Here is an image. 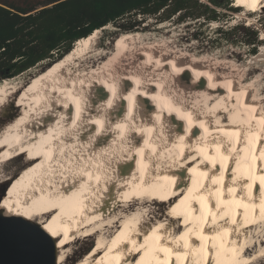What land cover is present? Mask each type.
Returning <instances> with one entry per match:
<instances>
[{
    "label": "bare ground",
    "instance_id": "obj_1",
    "mask_svg": "<svg viewBox=\"0 0 264 264\" xmlns=\"http://www.w3.org/2000/svg\"><path fill=\"white\" fill-rule=\"evenodd\" d=\"M235 4L264 9V0ZM99 30L30 77L18 96L21 82H0V117L21 100L32 109L22 106L0 126V159L26 153L32 161L9 183L15 207L4 212L42 219L59 239L57 263L76 238L91 235L75 264H246L263 256L262 98L250 97L244 74L237 84L234 73L204 68V59L180 63L173 51L156 56L146 45L136 48L140 65L129 57L102 65L114 52L128 56L135 35L117 34L102 48ZM176 73L186 76L187 94L171 85ZM144 198L176 203L146 224L148 208L128 211Z\"/></svg>",
    "mask_w": 264,
    "mask_h": 264
},
{
    "label": "rangeland",
    "instance_id": "obj_2",
    "mask_svg": "<svg viewBox=\"0 0 264 264\" xmlns=\"http://www.w3.org/2000/svg\"><path fill=\"white\" fill-rule=\"evenodd\" d=\"M201 1L209 3L208 0ZM231 5L238 6V10L230 11L228 9H225L224 7L218 8L220 19L208 22L203 20L202 18L188 19L182 22H178L175 17L164 21H159L154 16L145 17L143 19V23L137 26L134 30L128 31L135 35L133 38V42L129 41L130 45H128L127 50H129V47L130 50L129 53L126 52L128 56L125 54L122 58H120V55H118L119 53L114 52L116 51L114 50L113 54L115 56L113 55L112 57L113 61L103 59L102 61L104 62H101L100 64L104 65L107 61L105 66L107 64V66H109V64L111 66L112 62L121 63L124 58L129 57L131 59L130 61H135L134 63H132V65H140L142 61L144 62V57L138 58L139 60L136 59V52H138L136 48L138 45H146L145 47H151V50H156V56H160L163 52L173 51V55L171 54L172 57H174L176 61L180 63L188 62V60H192V62L194 60L195 62H201V59H204L203 61L205 63L203 61L201 62L203 67L205 64H207L204 68H209V70L217 74H224L225 72L229 74L234 73L235 76L233 78L237 84L240 82V76L242 77V75L244 74L243 76H245L246 79L241 83H250V86H247V88L251 87L248 93L250 92L249 95L253 96L250 97L253 98L255 96L259 100L262 98V106V104H264V46H261L264 45V41L257 46V52L255 54H252L250 52L251 45L243 43V41L246 36L248 37L249 33L255 31L258 33V39L264 40V37H260L262 35V32H264V9H247L242 5L235 4V0H232L230 6ZM235 25L241 26V30L238 31L237 37H234L230 40L226 39L223 34L217 31L218 27H222L223 29L228 30ZM120 33L127 32H123L112 23L105 25V27L100 28L97 34L98 46L106 48V46H108V41H110L111 38H115L116 35ZM54 60L41 61L34 67L20 73L19 75H16V77L14 76L15 79H7V81L11 82H16V80L21 82L20 87L17 89V96L22 93V88L28 86V79L30 77L44 70ZM189 75L190 74H188L187 77ZM172 77L171 85L176 90V93L181 95L184 92V94H187L186 90L188 85L185 79L186 76L183 73H176ZM175 80L177 81L174 82ZM183 81L185 83H183ZM17 96H14V98ZM24 102L25 100H21L19 105L15 106L14 111H7L9 112L7 113V116L0 117V126L7 122L10 118H13L21 110L22 106L26 107L29 112H32L31 106L29 104H27L26 106V103ZM88 142H90L89 139ZM108 151L110 152L111 150L108 149ZM79 153L80 152H78V154ZM83 153L85 154V152ZM79 155V158L81 159L82 157H84L82 153ZM101 155L102 153L100 154V156ZM69 157L64 158V165H68V162L71 161V157ZM31 165L32 161L29 160V155L26 153L20 154L18 156H13L6 160L0 159V208L9 211L10 209L15 207V203L9 201L11 195L9 196V198H7L6 191L3 194V187L8 182L10 183L15 178L18 179V177L22 176L30 168ZM15 182L11 185L12 187H10L8 190H11L13 192L12 188H14ZM177 200L179 201L178 198ZM175 203L176 202L158 203L148 198L141 199L140 201L139 199L134 201L131 200V205L129 206L128 211L132 210V208L135 209L136 206L148 208V210H146L145 215V223L148 224V220L152 221L156 218L165 217V214L170 213L173 210V206H175ZM27 219L32 220L33 222L38 224L39 221H42V219H40L36 215H32L30 216V218ZM118 223L119 221L114 222L113 226L118 225ZM114 229L115 227L110 228L107 226L103 229V231L106 233L109 232L108 234H111L113 233L112 231ZM95 238V235H91V237L88 236L76 238L69 246V254L64 258L61 263L56 264H75L77 260L83 257L86 254L87 250L92 247L95 242ZM54 239L55 241L59 240L58 238ZM246 264H264V255Z\"/></svg>",
    "mask_w": 264,
    "mask_h": 264
},
{
    "label": "trees",
    "instance_id": "obj_3",
    "mask_svg": "<svg viewBox=\"0 0 264 264\" xmlns=\"http://www.w3.org/2000/svg\"><path fill=\"white\" fill-rule=\"evenodd\" d=\"M0 0V82L67 53L77 39L110 23L123 32L134 30L145 17L178 22L220 19L218 8L237 11L232 0ZM241 26L217 31L230 40ZM264 40L251 32L243 43L255 54ZM88 251V250H87Z\"/></svg>",
    "mask_w": 264,
    "mask_h": 264
},
{
    "label": "water",
    "instance_id": "obj_4",
    "mask_svg": "<svg viewBox=\"0 0 264 264\" xmlns=\"http://www.w3.org/2000/svg\"><path fill=\"white\" fill-rule=\"evenodd\" d=\"M56 263V241L41 225L0 208V264Z\"/></svg>",
    "mask_w": 264,
    "mask_h": 264
},
{
    "label": "clouds",
    "instance_id": "obj_5",
    "mask_svg": "<svg viewBox=\"0 0 264 264\" xmlns=\"http://www.w3.org/2000/svg\"><path fill=\"white\" fill-rule=\"evenodd\" d=\"M108 103H109V106H111V104H112V101H109Z\"/></svg>",
    "mask_w": 264,
    "mask_h": 264
},
{
    "label": "flooded vegetation",
    "instance_id": "obj_6",
    "mask_svg": "<svg viewBox=\"0 0 264 264\" xmlns=\"http://www.w3.org/2000/svg\"><path fill=\"white\" fill-rule=\"evenodd\" d=\"M11 191V190H10ZM12 200V197H10V199H9V201H11Z\"/></svg>",
    "mask_w": 264,
    "mask_h": 264
},
{
    "label": "snow or ice",
    "instance_id": "obj_7",
    "mask_svg": "<svg viewBox=\"0 0 264 264\" xmlns=\"http://www.w3.org/2000/svg\"><path fill=\"white\" fill-rule=\"evenodd\" d=\"M119 127V126H118Z\"/></svg>",
    "mask_w": 264,
    "mask_h": 264
}]
</instances>
